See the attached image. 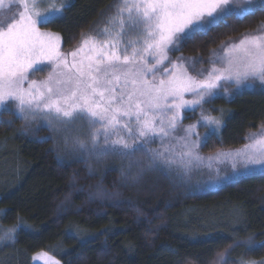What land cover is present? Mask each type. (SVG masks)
<instances>
[{
    "label": "snow or ice",
    "instance_id": "snow-or-ice-1",
    "mask_svg": "<svg viewBox=\"0 0 264 264\" xmlns=\"http://www.w3.org/2000/svg\"><path fill=\"white\" fill-rule=\"evenodd\" d=\"M67 6V0H8L0 18V107L14 101L21 119L44 120L57 132L86 125L87 135L73 136L71 145L96 159L130 160L137 153H150V164L176 168L181 178L205 159L217 178L220 170L212 161L230 164L232 178L264 172V129L246 138L250 143L242 149L205 158L196 151L201 140L197 124L181 128L184 110L200 108L198 123L210 136L221 121L206 114L204 105L218 90L227 92L225 85L250 87L249 80L264 84V26L221 45L222 54L213 51L210 67L196 75L185 63L169 58L182 42L208 35L229 17L264 13V0H120L110 27L63 53L60 36L42 31L40 25L53 21ZM4 9L5 0H0ZM44 64L51 66L47 78L31 79L30 73ZM169 137L175 143L165 144ZM153 138L161 141L162 150L146 147ZM21 227L18 221L0 240L14 243ZM33 259L60 264L47 252Z\"/></svg>",
    "mask_w": 264,
    "mask_h": 264
},
{
    "label": "trees",
    "instance_id": "trees-1",
    "mask_svg": "<svg viewBox=\"0 0 264 264\" xmlns=\"http://www.w3.org/2000/svg\"><path fill=\"white\" fill-rule=\"evenodd\" d=\"M113 1L70 0L43 28L73 49ZM262 25L264 13L229 17L182 42L174 56L201 57L207 65L224 42ZM205 109L223 126L204 143V154L240 148L264 127L261 90L218 97ZM48 134L31 136L21 118L0 115V226L23 222L15 242L0 245V264H32L42 251L62 264H217L229 250V264L264 259V174L192 194L157 168L124 182L117 169L91 160L60 162Z\"/></svg>",
    "mask_w": 264,
    "mask_h": 264
},
{
    "label": "rangeland",
    "instance_id": "rangeland-1",
    "mask_svg": "<svg viewBox=\"0 0 264 264\" xmlns=\"http://www.w3.org/2000/svg\"><path fill=\"white\" fill-rule=\"evenodd\" d=\"M46 2H47V0H45V3ZM69 3H70V0H67V4H69ZM119 4H120V0H114L113 3L110 5V7L104 12L101 20L98 21L97 23H95L89 32L84 34V36L80 40L79 44L76 47H74L73 49L64 50L63 46H62V38L58 34L61 38V40H60L61 51L63 53H71L72 51L76 50L81 45L82 41L85 38H87L89 36L96 37L103 32V29L105 27H110V25L108 24V21L116 13V10H117V7ZM11 7L13 10H15L17 5L15 3H13L11 5ZM7 9H8V0H5V9L0 10V18H2L4 16L5 11H7ZM63 13L61 15L57 16L56 18L61 17L63 15ZM44 25L45 24L40 25L42 31L52 32L50 30L44 29L43 28ZM262 26H264V25H262ZM248 33H251V32H248ZM244 34H246V33H244ZM244 34H242L236 38L230 39V40L224 42L223 44H228L232 41H238ZM131 38L134 39L135 37L132 36ZM181 44L179 45L178 50L180 49ZM178 50H173V51L169 52L170 60H172L173 62L180 60L181 62L185 63V66L188 67L189 73L191 75H196L201 69L207 70L210 67L209 60H210L211 56L208 59V64L206 65L201 57H186V56H177L176 57V56H174V53ZM215 52H217L218 54H222L221 46L217 50H215ZM68 59L71 60L72 59L71 56H69ZM165 63H167V62H165ZM50 67L51 66L48 64L38 65L37 68L39 70H35L34 72L30 73V78L37 80V81L45 80L48 76L49 71H50ZM247 84L250 85V87L242 86L239 89H237L233 85H225L228 88V91L225 92L223 89L218 90L217 95L214 99H216L218 97H223V98H226L229 100V99H232L237 94L243 93L245 91H254V90L264 91V84H261L259 81L249 80L247 82ZM25 86H27V85H25ZM214 99H212V100H214ZM204 110H205L206 114H211L212 116H214L211 112H209L207 109H205V105H204ZM3 112H11V113L15 114L17 117H19V115L17 114L16 104L14 101H11V100L6 101L4 106L0 107V115ZM187 113H191V115L188 116ZM200 115H201L200 108L185 109L184 110V117L185 118L181 121V128L187 127L188 125H191V124H197V132H198L199 136L201 137V140H200V145L196 149V151L198 152V154L200 156L207 158L209 156H215V154L217 152H220V151L234 152L238 149H242L246 144L250 143V140L246 139L245 144L240 148L230 149V150H220V151H217V152H214L211 154L202 153L201 149H202V146L204 145V143L211 136L219 135L220 130L223 126V121H222L221 117L215 116V117L220 119L221 124H220L219 128L216 129L209 136L208 135L209 129L204 127L202 123H198V121L200 120ZM262 129H264V127H261L257 131H253V132L248 133L246 138L251 137L253 134L258 135ZM41 130H47L48 131L49 138L52 139L54 142V149L56 151L57 157H58L60 162L64 163V162H68L71 160H85V161L91 160V161L95 162L96 165L103 166L104 169H117L120 172L124 182H126V181H133L134 182L137 180L139 175H142V174H144V172H148V171H151V170L157 168V169L162 170L168 177H170L177 184L184 185V187L186 188V192L189 194H192V193H202V192H206L209 190H216V189H219L225 185L234 183V182L238 181L239 179L246 177V176L264 174V172H261L258 170L252 174H242L240 176L232 178L233 173H232V169H231L230 164H228V163H217L216 161H212L211 163L213 164L214 169L219 168V170H220V178H217L215 175V171L213 170L212 172H209V169L205 166L209 163V161L207 159H205L201 166L193 167L191 169V171L186 176L181 178L176 168H168L159 162H157L156 164H150L149 163L150 153H148V154L137 153L136 156L131 158L130 160L129 159H121L118 156H108V157H105L102 159H96L94 156L89 155L87 152L74 150L72 145H71V138L73 136H76V135L86 136L87 135L88 128L86 125H84L82 128H79V129L76 126H72L70 131L65 129V130H61L60 132H57L56 130L51 129L49 127V125L47 124V122L44 120L37 119V120H32V121H27V122L23 120V131L26 132L27 134L34 136L35 133H37ZM176 134L181 135L182 132H180L178 130ZM206 136H208V138L205 141L204 137H206ZM65 137H68V143L67 144L65 142ZM193 138H195V137H193ZM168 143H175V141L172 140L171 137H169V138H166V140H165V144H168ZM146 147L151 148L153 150H162L161 141L158 138H153L152 142L149 143ZM225 176H228L229 179H223V177H225ZM13 227L4 228V227L0 226V236L3 235V233L6 229H10ZM10 242H12V241L0 240V245L4 244V243H10ZM43 252L44 251L38 252L34 256H36L40 253H43ZM229 255H230V250L221 256V257H223V264H229V262H230ZM219 261H220V259H219ZM242 261L246 262V264H264V259H262L260 261L243 259ZM32 264H41V261H39V260L34 261V259L32 258ZM60 264H62V263L60 262ZM238 264H241V261L238 262Z\"/></svg>",
    "mask_w": 264,
    "mask_h": 264
}]
</instances>
